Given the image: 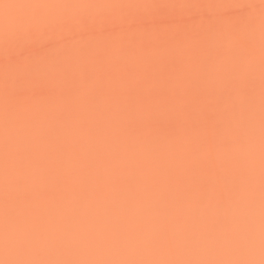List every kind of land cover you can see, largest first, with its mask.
Returning a JSON list of instances; mask_svg holds the SVG:
<instances>
[{
	"label": "rangeland",
	"instance_id": "374dc122",
	"mask_svg": "<svg viewBox=\"0 0 264 264\" xmlns=\"http://www.w3.org/2000/svg\"><path fill=\"white\" fill-rule=\"evenodd\" d=\"M5 2L74 5L144 0H0ZM155 2L223 6L176 10L166 32L96 36H82L78 25L69 29L60 23L91 10H10L12 16H35L41 21V43L19 42L12 53L14 63L7 67L0 42V245L5 221V73L29 66L43 69L48 76L40 81L35 99L15 108L10 116L13 128L21 130V142L29 141L30 151L40 162L28 187L44 193L12 207L20 232L30 244L25 258L259 264L258 13L253 35L245 18L226 7L247 0ZM3 16L0 9V37ZM145 67L152 70L146 88L188 90L193 118L201 126L207 124L206 115L216 114L217 151L211 160L206 145L193 158L181 144L127 134L126 114L117 107L118 94L142 79ZM250 70L254 77L251 115ZM225 88L235 109L221 114L213 101ZM225 137L231 145L227 151Z\"/></svg>",
	"mask_w": 264,
	"mask_h": 264
},
{
	"label": "snow or ice",
	"instance_id": "6c2138e0",
	"mask_svg": "<svg viewBox=\"0 0 264 264\" xmlns=\"http://www.w3.org/2000/svg\"><path fill=\"white\" fill-rule=\"evenodd\" d=\"M222 4H199L179 2H106L74 5L33 4L19 5L0 3L4 11L3 32L0 42L6 58V66L14 63L12 55L15 46L25 41L31 45H39L41 21L35 16H12L10 10L15 8H77L91 10L77 17H67L61 24L69 28L76 24L81 28L82 36H96L114 32L136 34L148 33L154 30L166 32L176 10L216 8ZM229 13L238 12L245 18L246 27L254 35L255 23L259 19L260 35V120H261V215H260V247L261 260L264 264V0H247L244 3L227 4ZM207 19L211 20L210 17ZM251 66V59L249 61ZM151 68L145 67L142 79L132 87L121 91L117 105L127 117L126 131L129 136L142 138H162L172 143L181 144L193 158H196L200 146L206 145L207 155L211 160L217 151V121L216 114L206 115L207 124L201 126L193 118V99L189 98L186 89L178 93L175 88L152 90L146 88L151 76ZM165 75V69H160ZM47 72L39 67L19 66L14 71L5 73L4 84V149H3V185L5 221L2 245L3 259L0 264H255L253 261L242 260H182V261H54L25 258L30 247L29 242L22 236L19 221L13 215V204L18 201H27L30 196L44 195L35 188L28 187L33 183L39 160L30 151L29 141L21 142V130L13 128L10 120L11 113L19 106L32 102L40 87V81L47 79ZM249 113L254 111L253 73L249 71ZM221 114H227L235 109L231 102V93L225 88L213 101ZM231 147L227 138H223V148L227 151ZM216 189H211L215 194ZM211 195L209 196V200Z\"/></svg>",
	"mask_w": 264,
	"mask_h": 264
},
{
	"label": "bare ground",
	"instance_id": "6f19581e",
	"mask_svg": "<svg viewBox=\"0 0 264 264\" xmlns=\"http://www.w3.org/2000/svg\"><path fill=\"white\" fill-rule=\"evenodd\" d=\"M228 211L229 210H227V213H228ZM228 215H229V213H228ZM230 216H231V213H230ZM233 217V213H232V216H231V218ZM229 221H233V219H231V220H229Z\"/></svg>",
	"mask_w": 264,
	"mask_h": 264
}]
</instances>
